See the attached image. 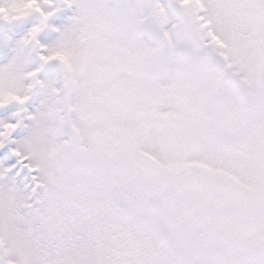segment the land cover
Returning <instances> with one entry per match:
<instances>
[{
	"label": "snow or ice",
	"instance_id": "obj_1",
	"mask_svg": "<svg viewBox=\"0 0 264 264\" xmlns=\"http://www.w3.org/2000/svg\"><path fill=\"white\" fill-rule=\"evenodd\" d=\"M63 3L47 150L0 122V264H264V0Z\"/></svg>",
	"mask_w": 264,
	"mask_h": 264
},
{
	"label": "rangeland",
	"instance_id": "obj_2",
	"mask_svg": "<svg viewBox=\"0 0 264 264\" xmlns=\"http://www.w3.org/2000/svg\"><path fill=\"white\" fill-rule=\"evenodd\" d=\"M50 3L53 5L51 8L53 15L44 22V26L41 27V31L36 37L38 45L44 49L58 44L64 32L76 27L74 18L77 12L75 5L69 7L63 3V0H50ZM42 21V17L38 14H33L6 30V43H0V66L12 62L13 58L17 55V46L28 37L34 27H40ZM23 55L28 61V71L37 72V79L47 80L55 78L57 81L56 87L58 89L62 87L60 68L57 63L53 62L41 68L42 62L37 52H33L30 48H27L24 50ZM31 82V79L25 81V83ZM47 102V94L42 89L38 90L23 106L12 103L0 107V122H17L16 113L19 112L23 119L22 123L19 124L13 133V139L17 143H22L27 139L35 117L45 109ZM14 164H16L17 170H19L20 166L17 164L15 157H12L8 152L0 154V170L10 168ZM12 175L14 174L0 178V184L11 183ZM15 191L18 195L26 191V181L23 179V173L16 179Z\"/></svg>",
	"mask_w": 264,
	"mask_h": 264
},
{
	"label": "clouds",
	"instance_id": "obj_3",
	"mask_svg": "<svg viewBox=\"0 0 264 264\" xmlns=\"http://www.w3.org/2000/svg\"><path fill=\"white\" fill-rule=\"evenodd\" d=\"M45 4L41 0H0V43H6V30L23 21L25 18L38 14L43 18L40 27L44 26V22L52 16L51 13L44 11ZM75 32V29L63 33L61 40L55 46L49 47V55L54 57L49 61H41V68L50 63H57L60 68V77H62L64 61L59 57L67 55L66 49L61 48L59 45L61 41L70 37ZM74 42V41H73ZM30 48L33 52H37L36 46L31 42L28 44L21 43L17 46V55L13 58L11 63L0 66V103L4 106L16 103L20 106L19 100L25 97H31L38 90H43L48 97V102L44 110H42L34 119L31 125L29 139L32 140L37 152H44L49 146L50 137L47 133L54 124L53 117L50 115V105L56 106L57 100L54 96V90L59 91L57 88V81L55 78L47 80H39L35 83V87L29 92V84L25 83L29 79L28 61L25 59L23 52L25 49ZM38 53V52H37ZM62 80V79H61ZM7 238L5 237V240Z\"/></svg>",
	"mask_w": 264,
	"mask_h": 264
}]
</instances>
